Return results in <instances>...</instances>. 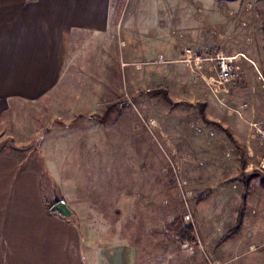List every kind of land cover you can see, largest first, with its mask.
<instances>
[{
	"label": "rangeland",
	"instance_id": "374dc122",
	"mask_svg": "<svg viewBox=\"0 0 264 264\" xmlns=\"http://www.w3.org/2000/svg\"><path fill=\"white\" fill-rule=\"evenodd\" d=\"M111 9L115 24L85 36L68 70L82 107L72 117L73 103L60 111L50 95L13 108L0 153L38 173L49 207L68 203L84 247L133 242L140 264H264V0H111ZM187 50L203 60L185 62ZM217 54L237 56L232 81L219 82ZM239 212L243 227L221 243ZM177 218L195 242L180 239Z\"/></svg>",
	"mask_w": 264,
	"mask_h": 264
},
{
	"label": "crops",
	"instance_id": "0c3cea01",
	"mask_svg": "<svg viewBox=\"0 0 264 264\" xmlns=\"http://www.w3.org/2000/svg\"><path fill=\"white\" fill-rule=\"evenodd\" d=\"M112 24L111 0H0V124L13 108L46 105L50 95L61 104L71 101L73 117L83 101L71 92L67 77L81 49L77 45L85 36L107 33ZM68 106L60 111L69 113ZM48 208L38 173L0 153V264H140L135 243L102 245L90 238L84 247L80 223Z\"/></svg>",
	"mask_w": 264,
	"mask_h": 264
},
{
	"label": "trees",
	"instance_id": "16d2710c",
	"mask_svg": "<svg viewBox=\"0 0 264 264\" xmlns=\"http://www.w3.org/2000/svg\"><path fill=\"white\" fill-rule=\"evenodd\" d=\"M206 104L204 105V107H206L208 104L207 102H205ZM200 117L202 118V120L204 121V123H207V124H214L216 125L218 128H220L221 130H223L224 127H222L220 124H217L216 122L212 121L211 119L208 118L207 114H206V111L205 109H203V111H201V115ZM229 130V129H227ZM227 135L230 137L231 141L237 146L239 147V150H241L242 148H244V145L242 143H240L236 138L235 136L233 135V133H231L230 131H227ZM245 155V154H244ZM244 164V163H243ZM246 189L249 190V183L247 182L246 183ZM262 187H264V179L262 181ZM243 204L246 203V199H247V196L244 195L243 196ZM58 202V201H56ZM51 207H49V211H51L50 209ZM244 209V207H243ZM53 213H56V212H53ZM75 216H73L71 219H73ZM243 221H244V218H243V215L239 212V216H238V219H237V224L234 228H232L231 230H229L220 240L221 243H224L226 242L227 240H229L230 238L234 237L239 231L240 229L243 227ZM175 225H176V229H179V237L180 239L182 240H188V241H192V242H195L196 239H195V236H194V228L192 225H188V226H182L183 225V222H182V219L180 218H177V220H175Z\"/></svg>",
	"mask_w": 264,
	"mask_h": 264
},
{
	"label": "built area",
	"instance_id": "2783aa9c",
	"mask_svg": "<svg viewBox=\"0 0 264 264\" xmlns=\"http://www.w3.org/2000/svg\"><path fill=\"white\" fill-rule=\"evenodd\" d=\"M187 58L185 61L187 63H191L194 61L196 64L203 60L200 56H197L195 53L190 50L186 51ZM237 56L226 57L220 54H217L215 59L218 62V74H219V82L224 84L226 82L232 81L236 76L240 69V65L234 60ZM214 58H206V60H213Z\"/></svg>",
	"mask_w": 264,
	"mask_h": 264
},
{
	"label": "water",
	"instance_id": "95a60500",
	"mask_svg": "<svg viewBox=\"0 0 264 264\" xmlns=\"http://www.w3.org/2000/svg\"><path fill=\"white\" fill-rule=\"evenodd\" d=\"M51 212H56L63 218L70 219L74 216V211L65 200L58 201L51 206Z\"/></svg>",
	"mask_w": 264,
	"mask_h": 264
},
{
	"label": "bare ground",
	"instance_id": "6f19581e",
	"mask_svg": "<svg viewBox=\"0 0 264 264\" xmlns=\"http://www.w3.org/2000/svg\"><path fill=\"white\" fill-rule=\"evenodd\" d=\"M263 167H264V163H263Z\"/></svg>",
	"mask_w": 264,
	"mask_h": 264
}]
</instances>
